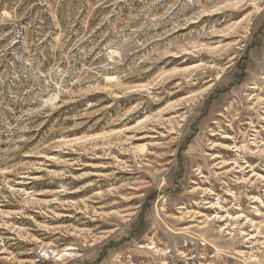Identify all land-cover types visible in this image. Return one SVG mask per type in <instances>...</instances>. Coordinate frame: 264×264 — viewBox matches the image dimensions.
<instances>
[{"label":"rangeland","instance_id":"1","mask_svg":"<svg viewBox=\"0 0 264 264\" xmlns=\"http://www.w3.org/2000/svg\"><path fill=\"white\" fill-rule=\"evenodd\" d=\"M0 264H264V0H0Z\"/></svg>","mask_w":264,"mask_h":264}]
</instances>
